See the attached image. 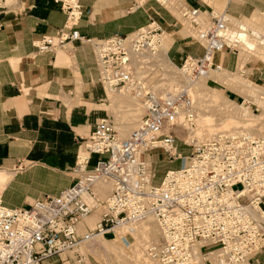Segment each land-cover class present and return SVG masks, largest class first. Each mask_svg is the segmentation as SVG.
Here are the masks:
<instances>
[{
  "label": "built area",
  "instance_id": "built-area-1",
  "mask_svg": "<svg viewBox=\"0 0 264 264\" xmlns=\"http://www.w3.org/2000/svg\"><path fill=\"white\" fill-rule=\"evenodd\" d=\"M5 1L0 0V10L20 7H6ZM56 1L66 13L65 24L36 40L38 53L83 40L78 29L83 16L80 0ZM146 1L134 0L132 7ZM181 13L205 40L204 54L181 64L189 83L163 94L132 64L138 56L157 51L160 39L155 37L164 30L156 21L155 27L131 35L86 40L95 48L104 89L130 92L144 115L127 137L110 117L97 121L91 134L81 138L72 185L59 195L35 200L26 208L6 206L0 198V264H86L81 254L71 262L61 256L98 236L115 237L119 229L149 217L159 228L158 239L146 249L156 264H261L264 136L223 132L185 142L190 149L186 153L174 130L196 125L192 83L212 68H221L214 63L215 55L238 43L229 36L230 16L226 10L206 11L188 4L181 6ZM93 155L98 160L91 165ZM160 155L181 165L167 170L156 183L154 157ZM101 188L109 190L105 197ZM101 207L96 228L81 235V223Z\"/></svg>",
  "mask_w": 264,
  "mask_h": 264
},
{
  "label": "crops",
  "instance_id": "crops-1",
  "mask_svg": "<svg viewBox=\"0 0 264 264\" xmlns=\"http://www.w3.org/2000/svg\"><path fill=\"white\" fill-rule=\"evenodd\" d=\"M131 1L80 0L83 16L78 29L83 40L59 49L60 54L38 53L35 42L65 24L61 2L22 0L18 8L0 10V174L6 176L0 182V198L6 206L26 208L71 186L79 141L107 115L95 50L86 40L129 35L152 20L167 29L175 26L174 17L158 1L148 0L136 8L129 5ZM185 1L201 10H226L231 18L245 17L264 30V0ZM164 35L167 56L175 62L183 64L190 56L204 54L191 37L173 40ZM214 63L232 69L233 50L216 54ZM226 68L222 69L229 71ZM211 75L209 80L227 88ZM77 89L80 95H73ZM109 99L115 107L124 106L123 100ZM136 118L133 114L124 126L130 129ZM97 160L93 155L91 165Z\"/></svg>",
  "mask_w": 264,
  "mask_h": 264
},
{
  "label": "rangeland",
  "instance_id": "rangeland-1",
  "mask_svg": "<svg viewBox=\"0 0 264 264\" xmlns=\"http://www.w3.org/2000/svg\"><path fill=\"white\" fill-rule=\"evenodd\" d=\"M169 2L170 4L169 5L167 4L168 6L164 4L162 8H164L170 16L174 17L175 26L171 29H167L161 26L160 24L158 25L161 26L164 32L171 35L173 40L179 37L180 38L191 37L193 41H195L198 45L203 47V45L205 44V40H203L200 37L198 32L194 29V26H192L190 22H188L181 13V6L183 4H187L186 1L169 0ZM21 3L22 0H6L4 5L6 7L12 8L13 6H17V4L20 5ZM129 5L134 6V0H132L131 4ZM219 10L222 9L219 8ZM152 21H156L157 23V20H152ZM151 23L152 22H150L147 26H149ZM239 23L244 24L243 26L247 25L249 27V28L246 27L247 28L246 31L248 33L250 31L257 30L261 35L264 36V30L260 29L258 23L254 22L253 20H246L245 17L242 18L230 17L231 33L238 31ZM178 30L179 33L176 32ZM165 37H166L165 35L156 36L155 39L158 38L160 39V41H162V39H164ZM251 38L254 39L255 40L254 42L257 44V48L255 50H249L243 47L241 43H236V46L232 49L236 62L235 66L232 69L222 66V68H226L230 71V72L228 71V73L231 74L232 78L226 77L225 80L228 84H230V86L227 87V85L224 84L221 80L216 79L217 81L222 82L224 85H226L227 88H230L233 91L225 88L220 83H216L211 80L200 78L197 81L199 82L200 86L204 87V97H203L204 100H203L196 93L194 86L193 88L191 86L190 92L192 93V99L194 100L197 106V121H196V125L193 126L195 128V132L190 134V132L187 131V129H185L183 126L177 128L175 131L179 139L180 145L185 150L186 153H189L190 149L184 145L185 142L191 143L192 141H196V140L200 141L203 139H208L213 136L211 134H219L222 132H233V131L242 130L240 129L239 125L235 124L234 122H228L226 124H222L226 116L225 109H229L232 112H238L240 110L238 105L236 106V104L234 105L231 104L228 99L235 101L237 104L245 103V105L249 106V110L253 114L264 113V108L258 102L246 101V93H245L246 89L234 85L236 83L234 82L235 80L244 79L249 81L250 85L253 84L252 87L258 86L259 90L264 91V44H260L259 40H257L254 37V35H252ZM89 44L92 45L93 43H89ZM69 47H71V43L66 48ZM160 48L156 51V53H158ZM55 52H58L60 54L63 51L58 49L54 51V53ZM134 60L139 63L138 68L134 66L136 73L138 75L147 77V80L150 83H153L154 88L160 94H163L166 91H172L176 88V86H182V84L185 81H187L186 80L187 76L183 74V72L177 70L176 68L174 69L167 67V70L171 71L168 72L166 68L162 69L161 67L156 66V59L155 56L152 57V52H148L141 56H138ZM171 61L177 66H179V68L181 67V62H175L174 60ZM214 74H218V73H212L211 76H213ZM104 91H105V99H104L103 108L105 110V113L107 114L106 117H110L114 121L115 126L117 127L122 137H127L130 131L136 126L137 122L144 115V110L142 109L141 105L133 98V95L130 92L110 93L108 90L105 89ZM80 92L81 90L77 89V90H73L72 93L73 95L74 93L76 95H80ZM108 93L110 98H112L113 100H115V98L123 100L124 106H118V107L113 106V104L109 99ZM133 114L137 115V118L134 121H132V125L130 129H127L124 126V124H130L131 122L130 119H132ZM206 114H207V118L203 117V115ZM238 116H239L238 119H241L240 115ZM212 129H214L213 132L216 133H211ZM80 143L81 140L79 141V144ZM154 159L157 164L156 179H155L156 183H159L162 180L167 170L173 169L176 166L181 165L178 163H171L167 158H165L162 155L155 156ZM91 219H96V215L89 216L85 221L81 223L80 231H79L81 235L85 234L88 230H90L91 227L90 225H88V221H90ZM153 230H156L159 233L158 224L155 219L153 220ZM117 234H122L120 236L123 235L126 236L128 232H126V229L123 231L119 229ZM78 254L84 255L86 257V264H122L119 262V259L117 260V257L114 254H112L110 249L105 244H102L97 240H92L87 244H83L78 248H76L75 250L62 255L61 257L71 262ZM57 259L58 258H55L54 260ZM260 261L261 264H264V254L260 256Z\"/></svg>",
  "mask_w": 264,
  "mask_h": 264
},
{
  "label": "bare ground",
  "instance_id": "bare-ground-1",
  "mask_svg": "<svg viewBox=\"0 0 264 264\" xmlns=\"http://www.w3.org/2000/svg\"><path fill=\"white\" fill-rule=\"evenodd\" d=\"M160 1L163 2L165 5L170 4L169 0H160ZM243 25L239 26L238 31L233 32V33H231V32L229 33V36L231 37V39L233 41L241 43V45L243 47H245L249 50H255L257 48V44L254 42L255 40L251 38V36L253 34L254 37L257 40H259L260 44H264V39L261 37V34L259 32L250 31L248 33L246 31L247 26L245 27ZM155 26H156V23H152V24H150V26L148 28H153ZM143 29H147V28H143ZM163 42H164V39H162V41H160V43L157 45V50L161 47L160 50L158 51V53L155 52L156 55H155V53H152V57L155 56V59H156V66L161 67L162 69L166 68V70H167V67L174 68V69L176 68L177 70L183 72L181 67L179 68L178 66L174 65L170 61V59L167 56L166 50L163 48V47H165ZM132 64L136 68L139 67V63L135 60H133ZM168 72H171V71H168ZM211 72L218 73V74H214L211 77H215V79L221 80L224 84L227 85V87L230 86V84H228L225 81L226 77L232 78L231 74L228 73L227 70L224 71L222 69V67L219 69H212V70H210V74L208 76H206L204 79H208L211 75ZM186 80L187 81H185L184 83L185 84L189 83L188 77H186ZM233 80H235V79H233ZM234 82H236L234 84L235 86L246 89V92H245L246 93V101L258 102L264 108V91L259 90L258 86L252 87L253 84L250 85V82L247 80H244V79L235 80ZM184 83L182 84V86L185 85ZM193 86L196 90V93L200 96V98L203 99L204 87L200 86L198 81L192 83V88H193ZM109 92L110 93H120V92H112V91H109ZM190 94L192 96L191 92H190ZM228 100L231 104H233V105L236 104V106L238 105L240 110L238 109L239 110L238 112H232L229 109H225L226 110V112H225L226 116H225V120L222 122V124H226L228 122H234L235 124L239 125L240 129H242L239 131L248 132V133L253 134V135L256 134L260 137H263L264 136V113L263 114H253L250 112L249 106L245 105V103L237 104L235 101H232L230 99H228ZM238 115H240L241 119H238L239 118ZM203 117L207 118V114L203 115ZM196 121H197V119H196ZM219 125H217V126H219ZM184 128L187 129V131H189L190 134L195 132L194 127L185 125ZM176 129H177V127L174 128L175 131H176ZM213 130L214 129H212L211 133H216V132H213ZM239 131H234V132H239ZM211 135L214 136L217 134H211ZM196 141H192V142H196ZM5 177H3L2 174H0V182ZM101 190H102L103 197H105L107 195V193L109 192L108 188H101ZM102 210H103V207L99 208L98 210H96L94 213L91 214V215H96V219H91L90 221H88V225H90V227H91L90 230H94L96 228L98 221L100 219V213L102 212ZM91 215H89V216H91ZM153 220H154L153 217H149L144 221H140V222L131 224L130 226H125L124 228H121L122 231L126 229V232H128V234H126V236H124V235L120 236L122 234H116L115 237H112V238H103V237L98 236L97 238H95V240L99 241L102 244H105L110 249L112 254H114L117 257V260L119 259V262L122 264H156L154 261H152L148 257V255L146 253V249H147L148 245L151 244L152 242H155L159 237V233L156 230H153ZM121 233H123V232H121Z\"/></svg>",
  "mask_w": 264,
  "mask_h": 264
},
{
  "label": "water",
  "instance_id": "water-1",
  "mask_svg": "<svg viewBox=\"0 0 264 264\" xmlns=\"http://www.w3.org/2000/svg\"><path fill=\"white\" fill-rule=\"evenodd\" d=\"M109 238L111 237V236H108Z\"/></svg>",
  "mask_w": 264,
  "mask_h": 264
}]
</instances>
